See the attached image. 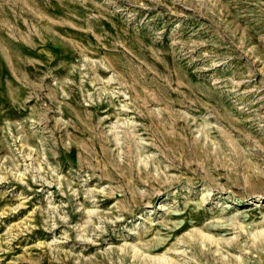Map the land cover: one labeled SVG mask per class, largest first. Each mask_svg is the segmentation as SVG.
I'll return each instance as SVG.
<instances>
[{
  "label": "rangeland",
  "instance_id": "obj_1",
  "mask_svg": "<svg viewBox=\"0 0 264 264\" xmlns=\"http://www.w3.org/2000/svg\"><path fill=\"white\" fill-rule=\"evenodd\" d=\"M0 264H264V0H0Z\"/></svg>",
  "mask_w": 264,
  "mask_h": 264
},
{
  "label": "bare ground",
  "instance_id": "obj_2",
  "mask_svg": "<svg viewBox=\"0 0 264 264\" xmlns=\"http://www.w3.org/2000/svg\"><path fill=\"white\" fill-rule=\"evenodd\" d=\"M28 160V159H27Z\"/></svg>",
  "mask_w": 264,
  "mask_h": 264
}]
</instances>
